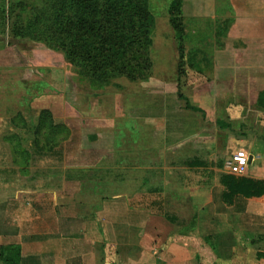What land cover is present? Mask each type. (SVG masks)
Returning <instances> with one entry per match:
<instances>
[{"label":"rangeland","instance_id":"374dc122","mask_svg":"<svg viewBox=\"0 0 264 264\" xmlns=\"http://www.w3.org/2000/svg\"><path fill=\"white\" fill-rule=\"evenodd\" d=\"M23 1L27 18L50 17L53 12V0ZM171 1L149 0L153 25L143 32L150 74L141 83L124 75L107 79L100 71L88 75L52 43L0 32V200L51 182L56 187L65 182L68 188L92 186L94 178L117 180L128 171L138 183L135 174L142 169L151 175L144 184L155 189L144 200L158 211L154 218L161 223L157 235L162 245L178 240L194 250L200 264H238L222 254L235 220V205L223 200L222 176L231 173L226 163L241 147L256 157L258 152L264 155V99L253 105L227 93L214 100L192 97L190 90L198 84L192 82L193 69L188 67L192 27L185 21L189 30L182 39L169 15ZM50 21L44 20L39 32H49ZM221 38L217 36V43ZM187 104L205 110V116ZM217 119L231 127L220 128ZM41 122V132L35 133ZM191 125L194 157L205 163L194 166L195 174L209 176L204 182L209 193L201 191L199 177L193 180L194 190L179 191L161 178L164 147L189 136L186 126ZM248 138L257 151L253 144H243ZM52 144L53 149H46ZM241 200L237 206L248 202ZM168 220H178V226ZM107 249V257L114 258L115 246L108 244ZM242 249L239 258L249 262L255 250L244 245Z\"/></svg>","mask_w":264,"mask_h":264},{"label":"crops","instance_id":"0c3cea01","mask_svg":"<svg viewBox=\"0 0 264 264\" xmlns=\"http://www.w3.org/2000/svg\"><path fill=\"white\" fill-rule=\"evenodd\" d=\"M182 10L185 32V21H189L194 41L188 49L192 82H198L190 90L192 97L214 100L219 93H227L253 105L263 100L264 0H183ZM218 35L222 36L220 43ZM174 79L177 90L179 78ZM186 127L189 136L164 147L166 159L161 161L164 174L160 177L171 181L177 191L194 190L193 180L199 177L201 191L209 193L204 184L209 176L195 174L194 166L205 163L194 157V126ZM254 143L248 138L243 144H253L257 151ZM257 154L250 153L248 171L250 177L264 179V155ZM128 172L117 180L99 182L94 178L92 186L68 188L65 182L56 187L51 182L41 189L26 188L27 193L3 197L0 244H20L21 264H200L194 250L180 241L162 245L157 235L162 232L161 223L154 218L158 211L144 200L148 193L155 194L154 187L144 184L151 175L139 169L135 174L139 182L135 183ZM239 200L248 202L237 206ZM233 204L236 225L228 222L233 235L222 254L234 257L238 264H264V194L239 195ZM169 220L178 226V220ZM108 244L116 249L111 259L107 257ZM243 245L255 250L249 262L239 258Z\"/></svg>","mask_w":264,"mask_h":264},{"label":"trees","instance_id":"16d2710c","mask_svg":"<svg viewBox=\"0 0 264 264\" xmlns=\"http://www.w3.org/2000/svg\"><path fill=\"white\" fill-rule=\"evenodd\" d=\"M182 6L183 0H172L169 15L183 39ZM50 7L53 10L50 17L42 14L33 20L24 16L23 0H0V32L16 39L33 37L52 43L64 53L70 64L82 66L88 75L100 71V75L107 79L119 75L132 81L148 78L150 66L144 59L147 40L143 30L147 33L153 25L149 0H53ZM42 9L47 10V7ZM44 20L50 21L49 32L41 33L39 26ZM187 107L202 110L189 104ZM44 124L41 122L34 129L35 133L41 132ZM217 124L220 128L231 127L222 120ZM54 147L52 144L46 149ZM222 183L225 185L223 200L230 205L239 195L249 198L264 194V179L226 173L222 176ZM21 253L20 244H0L2 264H21Z\"/></svg>","mask_w":264,"mask_h":264},{"label":"built area","instance_id":"2783aa9c","mask_svg":"<svg viewBox=\"0 0 264 264\" xmlns=\"http://www.w3.org/2000/svg\"><path fill=\"white\" fill-rule=\"evenodd\" d=\"M250 162V153L245 149L236 150L226 165L231 173L243 175L247 172Z\"/></svg>","mask_w":264,"mask_h":264},{"label":"water","instance_id":"95a60500","mask_svg":"<svg viewBox=\"0 0 264 264\" xmlns=\"http://www.w3.org/2000/svg\"><path fill=\"white\" fill-rule=\"evenodd\" d=\"M251 160V159H250Z\"/></svg>","mask_w":264,"mask_h":264}]
</instances>
